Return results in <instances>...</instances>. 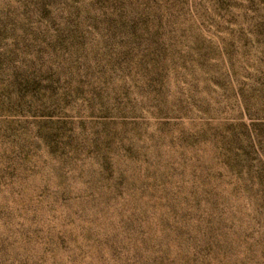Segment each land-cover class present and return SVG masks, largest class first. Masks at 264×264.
Segmentation results:
<instances>
[{
  "label": "rangeland",
  "instance_id": "374dc122",
  "mask_svg": "<svg viewBox=\"0 0 264 264\" xmlns=\"http://www.w3.org/2000/svg\"><path fill=\"white\" fill-rule=\"evenodd\" d=\"M0 264H264V0H0Z\"/></svg>",
  "mask_w": 264,
  "mask_h": 264
}]
</instances>
